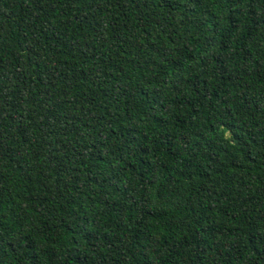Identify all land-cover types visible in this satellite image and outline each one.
<instances>
[{
    "label": "trees",
    "instance_id": "trees-1",
    "mask_svg": "<svg viewBox=\"0 0 264 264\" xmlns=\"http://www.w3.org/2000/svg\"><path fill=\"white\" fill-rule=\"evenodd\" d=\"M0 264H264V0H0Z\"/></svg>",
    "mask_w": 264,
    "mask_h": 264
}]
</instances>
